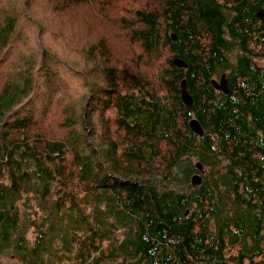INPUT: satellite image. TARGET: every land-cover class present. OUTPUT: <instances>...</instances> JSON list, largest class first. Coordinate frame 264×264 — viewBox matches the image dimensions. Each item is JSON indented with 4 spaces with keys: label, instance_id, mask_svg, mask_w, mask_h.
I'll return each instance as SVG.
<instances>
[{
    "label": "trees",
    "instance_id": "16d2710c",
    "mask_svg": "<svg viewBox=\"0 0 264 264\" xmlns=\"http://www.w3.org/2000/svg\"><path fill=\"white\" fill-rule=\"evenodd\" d=\"M34 1L0 17V81L21 18L44 36ZM92 1L124 10L140 68L111 66L105 36L87 49L84 64L99 54L105 84L79 71L89 95L63 139L33 119L36 62L0 84V264L8 254L21 264H264V0L76 4ZM40 55L47 72L49 61L74 67L46 44ZM223 74L228 94L212 84Z\"/></svg>",
    "mask_w": 264,
    "mask_h": 264
},
{
    "label": "rangeland",
    "instance_id": "374dc122",
    "mask_svg": "<svg viewBox=\"0 0 264 264\" xmlns=\"http://www.w3.org/2000/svg\"><path fill=\"white\" fill-rule=\"evenodd\" d=\"M76 1L69 0V3H64L59 0L57 6H54L56 0H35L34 5L30 3L32 10L45 24L44 36L40 33L42 37H39V28L26 18H21V37L18 42L13 41V48L7 57L9 65L7 63V66H4V74L0 81L2 84L6 77L8 80L20 79V74L25 68L29 67L31 62H36L34 85L37 92L33 97L37 109L33 119L38 125L42 124V132L55 139L65 138L67 130L64 122L69 120V115L73 114L74 110L80 114V106L89 95L87 84L79 71L84 67L93 74L91 81L95 88L97 85L105 84L101 73L103 60L99 54L90 64H84L87 49L96 45L105 36L110 41L108 56L111 66L128 69L131 73L133 69L140 68L130 64L131 54L137 56L138 48L132 47L124 37L120 21L125 15L124 10L106 13L102 9H97L93 1L83 7L76 4ZM132 1L140 0H118V7H129ZM23 5L24 0H0V17L7 8L11 7L10 11L13 9L20 11ZM45 44L53 53L64 61L71 62L74 67L68 68L64 64L49 61L47 72L45 61L43 65L40 60V49ZM147 72L151 74L153 71ZM143 74L146 75L145 72ZM93 124L95 127L93 139L97 142L101 129L96 113L93 114ZM199 172L204 176L207 173L203 167ZM1 263L21 264L16 257L9 254L1 258Z\"/></svg>",
    "mask_w": 264,
    "mask_h": 264
},
{
    "label": "water",
    "instance_id": "95a60500",
    "mask_svg": "<svg viewBox=\"0 0 264 264\" xmlns=\"http://www.w3.org/2000/svg\"><path fill=\"white\" fill-rule=\"evenodd\" d=\"M175 39V37L173 38ZM174 65L178 68H185L187 67L186 64L180 60V59H175L174 60ZM212 84L214 86V88L220 92L229 93V83H228V78L225 74H223L220 77V80H212ZM181 98L183 103L185 104L186 108L189 111L193 110L194 104H193V99L191 97V95L189 94V89H188V82L187 80H184L181 82ZM189 126L191 128V130L197 134L198 136H203L204 135V130L202 128V126L199 124V122L197 120H191L189 122ZM199 170H202V166L200 165V163L197 165ZM202 183V176L200 174H195V176L192 179V184L193 186H199Z\"/></svg>",
    "mask_w": 264,
    "mask_h": 264
},
{
    "label": "bare ground",
    "instance_id": "6f19581e",
    "mask_svg": "<svg viewBox=\"0 0 264 264\" xmlns=\"http://www.w3.org/2000/svg\"><path fill=\"white\" fill-rule=\"evenodd\" d=\"M8 9V8H7ZM52 43V42H51ZM55 44V43H54ZM67 48H68V46H67ZM53 53V52H52ZM72 68V67H71ZM86 76V75H85Z\"/></svg>",
    "mask_w": 264,
    "mask_h": 264
},
{
    "label": "flooded vegetation",
    "instance_id": "af4514ba",
    "mask_svg": "<svg viewBox=\"0 0 264 264\" xmlns=\"http://www.w3.org/2000/svg\"><path fill=\"white\" fill-rule=\"evenodd\" d=\"M229 83V82H228ZM230 87V86H229ZM229 92H230V90H229Z\"/></svg>",
    "mask_w": 264,
    "mask_h": 264
}]
</instances>
